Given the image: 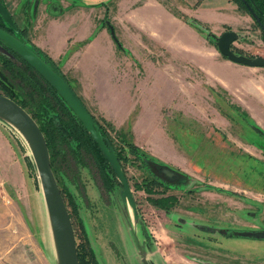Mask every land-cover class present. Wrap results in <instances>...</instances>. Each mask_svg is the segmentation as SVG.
Returning <instances> with one entry per match:
<instances>
[{
	"label": "rangeland",
	"instance_id": "1",
	"mask_svg": "<svg viewBox=\"0 0 264 264\" xmlns=\"http://www.w3.org/2000/svg\"><path fill=\"white\" fill-rule=\"evenodd\" d=\"M0 1L6 5L5 0ZM13 1L19 9L22 0ZM48 1L56 0H44L43 3L48 5ZM124 1L69 0L74 6L86 5L87 12L95 10L98 17L101 14L100 20L111 26L116 43L121 35L113 22L116 3ZM172 1L173 5L185 2ZM197 1L200 0L194 3ZM223 1L203 0L201 7L206 10L219 7L216 17L212 16L205 23L177 9L174 15L201 33L206 49L211 48L220 54L216 37L230 28L237 34L231 42L235 53L264 56V37L252 18L246 27L220 23L233 13L221 6ZM180 13L194 18L207 29L200 30L197 25L196 28L194 23L179 16ZM15 25L20 28L19 36L27 38L26 27L23 26L24 32L16 21ZM205 32H209L208 37ZM3 48L0 45V49ZM253 68L258 70L253 76L264 77V66ZM0 71L8 75L4 68ZM9 79L12 83L15 80ZM203 86V99L209 101L218 114H212L215 121L208 114V121L204 120L200 125L188 107L187 114L192 118L182 119L179 126L172 124L179 147L175 153L181 160L180 168L150 155L146 149L124 137L109 120L91 113L102 123L113 149L120 155L121 168L135 203V219L131 216L130 206L120 198L121 184L115 175L105 187L107 182L101 178L98 166L90 157L82 150L80 158L76 154L70 156L69 150H65L67 154L60 163L63 168L56 167L53 174L71 219L82 264H86L90 255L95 264H264V236L242 234L248 230H264V122L261 126L254 120L256 117L258 121H264V104L242 101L243 105L237 100L229 101L230 96L220 87L214 92L205 82ZM13 89L17 96L15 84ZM212 92L218 98L210 101ZM262 93L264 95V90ZM203 107L209 110L205 108L208 106ZM128 143L144 153V160L150 157L160 165L154 166L148 161L147 166L135 158ZM183 166L187 171L181 170ZM151 175H155L156 181L150 183L153 191L149 194H172V202L156 204L148 199V192L137 186L140 182L147 183ZM0 264H55L46 207L29 148L18 131L2 119Z\"/></svg>",
	"mask_w": 264,
	"mask_h": 264
},
{
	"label": "crops",
	"instance_id": "2",
	"mask_svg": "<svg viewBox=\"0 0 264 264\" xmlns=\"http://www.w3.org/2000/svg\"><path fill=\"white\" fill-rule=\"evenodd\" d=\"M43 2L22 0L18 9L15 1H4L16 24L26 27L27 38L50 58L87 110L164 163L181 167L173 123L179 126L193 115L202 125L208 114L215 121L212 114L218 110L203 99L204 82L214 92L220 87L229 101L264 104V77L253 76L258 71L254 66L235 64L206 49L201 33L174 15L177 9L205 23L219 13L218 5L206 10L203 0H185L183 5L172 0L116 3L113 22L121 34L116 43L95 10L87 12L86 5L74 6L69 0ZM221 4L233 13L220 23L246 27L248 14L232 0ZM214 92L210 101L217 97ZM188 107L194 114H187ZM254 118L263 126V119Z\"/></svg>",
	"mask_w": 264,
	"mask_h": 264
},
{
	"label": "water",
	"instance_id": "3",
	"mask_svg": "<svg viewBox=\"0 0 264 264\" xmlns=\"http://www.w3.org/2000/svg\"><path fill=\"white\" fill-rule=\"evenodd\" d=\"M249 11L254 13L247 5ZM0 16L13 30L16 29L8 10L0 1ZM110 26V25H109ZM110 26V32H111ZM112 34V32H111ZM237 37L232 29L223 30L216 37L215 44L219 53L227 59L251 66H264V56H246L235 53L230 43ZM0 40L9 45L16 54L37 70L56 90L74 112L85 130L97 144L101 154L109 164L117 180L121 184L120 198L130 206L132 218H136L135 203L126 176L120 167L113 146L108 139L102 137L94 123L91 113L70 87L62 74L56 72L36 52L15 35L0 27ZM0 119L10 124L26 142L39 179L43 200L55 253V264H79L76 242L71 219L66 208L62 193L50 167L49 153L44 136L34 120L19 103L0 92ZM246 235L264 236V231H244ZM242 233V234H243Z\"/></svg>",
	"mask_w": 264,
	"mask_h": 264
},
{
	"label": "trees",
	"instance_id": "4",
	"mask_svg": "<svg viewBox=\"0 0 264 264\" xmlns=\"http://www.w3.org/2000/svg\"><path fill=\"white\" fill-rule=\"evenodd\" d=\"M233 1L236 3L238 8L247 11V13L249 12L247 5L250 6L251 10L255 13L253 16L255 25L259 26L260 33L264 37V0ZM179 16H182V18L188 23H194V25H197L200 30L203 28L207 29V27H204L203 24H200L194 18H189L181 13ZM0 27L9 31L21 41H23L56 72L60 73L58 68L45 53H43L39 48L31 43L30 40L26 38V36L25 38L24 36L22 38L19 36L18 32L20 31V28L16 26V30H13L8 24H6L1 16ZM21 29H23L25 32L24 27ZM205 34L206 37L209 36V32H205ZM0 45L4 47L3 49H0V70L4 68L8 74L6 75L5 72L0 71V92L11 97L17 103H19L27 112L30 113V115L38 124L46 142L52 172L54 173L56 167L63 168L60 163L63 162V157L67 154L65 153V150H67L66 152L69 150L68 153L70 156L72 154L75 156L76 154L77 158H80L79 152L82 150L83 154H85L87 157H90L98 166V169L101 173V178L107 182V185L105 182V184H103L105 187H107L109 185L110 179H114V173L101 154L97 144L91 138L90 134L85 130L74 112L59 96L51 84L37 70H35L30 64H28L24 59L16 54L15 51L2 40H0ZM117 45L119 46V44ZM9 78H15L14 82L12 83ZM14 84L17 88V96L15 95V92H13ZM91 115L102 137L109 140L102 123L100 124L93 114ZM128 149L135 158L141 159V161H144L147 166L148 161L153 163L154 166L160 165L158 161L150 157H147V159L145 158L144 160V153L141 150H138L134 144L128 143ZM114 152L121 167L120 155L115 149ZM74 160L78 161L76 159ZM79 162H82V160ZM155 181V175H151V177L148 178L147 183L140 182L137 184V186L148 192V199L152 200L156 204L165 205L168 202H172L171 199L174 197L172 194L161 196H151L149 194L153 191V187L150 185V183ZM87 253H89V251H87ZM77 257L79 264H82L83 258L78 250ZM86 264H95L92 255L86 259Z\"/></svg>",
	"mask_w": 264,
	"mask_h": 264
},
{
	"label": "flooded vegetation",
	"instance_id": "5",
	"mask_svg": "<svg viewBox=\"0 0 264 264\" xmlns=\"http://www.w3.org/2000/svg\"><path fill=\"white\" fill-rule=\"evenodd\" d=\"M234 2V1H233ZM235 3V2H234ZM5 6V5H4ZM249 6V5H248ZM6 7V6H5ZM250 7V6H249ZM7 9V8H6ZM251 9V8H250ZM249 10V9H248ZM9 12V11H8ZM250 12V11H249ZM248 12V14L250 15V17L253 19V23L255 24V20H254V17H253V15L251 14V12L249 13ZM253 12V11H252ZM254 13V12H253ZM10 14V13H9ZM255 14V13H254ZM11 16V15H10ZM11 18H12V16H11ZM12 20L14 21V19L12 18ZM14 23H15V21H14ZM16 26V25H15ZM258 28H259V26H258ZM230 29V28H229ZM16 30V29H15ZM259 30H260V28H259ZM231 46H232V44L230 43V48H231ZM232 49V48H231ZM167 172L170 174V173H172V172H170V171H168L167 170ZM248 231H255V230H248ZM262 231H264V230H262ZM243 233V232H242ZM244 235H246L245 233H243ZM248 236H253L252 234H249ZM256 237V236H255ZM257 237H262V236H257Z\"/></svg>",
	"mask_w": 264,
	"mask_h": 264
}]
</instances>
